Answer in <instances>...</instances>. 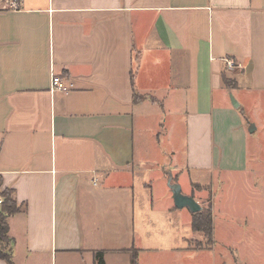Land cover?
Masks as SVG:
<instances>
[{
  "label": "crops",
  "instance_id": "crops-1",
  "mask_svg": "<svg viewBox=\"0 0 264 264\" xmlns=\"http://www.w3.org/2000/svg\"><path fill=\"white\" fill-rule=\"evenodd\" d=\"M233 92L237 108H264V0H0V192L19 207L7 217L14 264H97L96 253L156 264L164 250L174 258L163 264L263 263L264 226L212 223L211 247H190L191 212L162 175L187 172L181 192L199 204L215 171L221 184L244 170L224 161ZM161 107L165 131L183 137L171 167L136 148ZM230 128L244 136L243 123ZM159 230L170 243H156Z\"/></svg>",
  "mask_w": 264,
  "mask_h": 264
},
{
  "label": "rangeland",
  "instance_id": "rangeland-1",
  "mask_svg": "<svg viewBox=\"0 0 264 264\" xmlns=\"http://www.w3.org/2000/svg\"><path fill=\"white\" fill-rule=\"evenodd\" d=\"M234 94L233 92L232 95ZM258 99L259 98H255L256 103L253 99V103L249 102L251 99L248 100L250 104H246L247 106L245 105V107L244 105L239 108H234L232 106L231 113H225L224 124L226 129L223 131L222 139L224 146L227 144H229V146L224 153L227 155L224 161L228 165L234 164L237 161L238 163L244 161L242 164L244 170L241 168L242 171L235 173L228 171L224 173L225 182L221 184L218 182V178L220 177L219 179H221L222 175L217 170L212 174L213 181H215V186H212V190H210L208 186H201V188H199L200 192L198 199L200 207L204 211L210 210L212 223L213 226L216 227V232L219 227L226 225L264 226V108L258 104ZM163 110V107L159 108V110L157 109L156 114L149 122V125L155 129L153 132L148 130L138 131L136 148L138 151L141 149V154H149L150 158H152L151 156L159 154L158 156L161 158V161L158 160L159 163H161L160 166L171 167L175 162H180L183 159V153L180 152V148L183 145V137L180 135V126L173 130L172 135H170L169 129L165 131V128L171 123V120L165 117L166 115L163 113ZM155 118H157V120H155ZM156 123L160 124L157 128L155 127ZM180 123L179 121V124ZM242 123L246 133L243 131L242 133L244 136L240 138L241 136H238L240 135L238 130L232 133V128L230 127H235ZM251 123H254V126L257 128L253 132H249ZM165 148L172 150V152L165 151ZM163 149L164 151L161 153L160 150ZM137 154L139 155V152H137ZM183 173L182 176H177L179 178L171 171L162 172V175H164L165 180L167 179L166 181L168 184L172 181L171 183L178 184L180 189L181 187L184 189L186 179L188 177L190 179L191 176H188L187 172ZM200 174L206 182H209L208 172ZM234 212L236 214H234ZM261 215H263V219L260 217ZM244 216H247V218ZM159 218L158 221L160 225ZM244 220H247V223L244 222ZM249 220L251 221L248 222ZM164 222H166V219ZM188 224L190 228V222ZM174 234L175 231H172L171 236ZM159 235L157 240L159 238H165L170 243L171 238H167L170 237L169 230H162L159 232ZM168 241H166V244ZM156 243L160 244L161 242L158 240ZM210 244L212 245V242H210L209 245ZM189 245L195 248H206V240L202 235L193 233ZM167 256L169 259L174 258V254L164 250L157 255L155 263H166ZM262 260L263 263L261 264H264V258ZM236 261L237 263L235 264H243L244 260L240 256L236 258ZM234 262L235 261H233V263ZM168 264L173 263L170 262ZM252 264L260 263L256 261Z\"/></svg>",
  "mask_w": 264,
  "mask_h": 264
},
{
  "label": "trees",
  "instance_id": "trees-1",
  "mask_svg": "<svg viewBox=\"0 0 264 264\" xmlns=\"http://www.w3.org/2000/svg\"><path fill=\"white\" fill-rule=\"evenodd\" d=\"M135 97V94H134ZM3 196L0 208V259L6 261L7 264H14L12 260L11 237L8 235L7 217L19 210L16 200L12 193L4 189L0 192ZM190 227L193 233H198L206 240V248H209L212 242V216L210 210H198L191 213ZM192 247V246H190ZM192 248H195L194 246ZM198 247L196 249H199ZM97 264H103L100 253H96ZM132 264H137L136 254L132 255Z\"/></svg>",
  "mask_w": 264,
  "mask_h": 264
},
{
  "label": "water",
  "instance_id": "water-1",
  "mask_svg": "<svg viewBox=\"0 0 264 264\" xmlns=\"http://www.w3.org/2000/svg\"><path fill=\"white\" fill-rule=\"evenodd\" d=\"M229 97H230L232 106L237 108L239 104L236 101V99L233 97L231 93H229ZM250 126L251 127L249 128V132H253L255 130L254 123H251ZM169 187L172 192V198L174 201V205L177 208L186 207L191 213L201 209L198 202L192 196L183 194L181 192L180 186L178 184L169 183Z\"/></svg>",
  "mask_w": 264,
  "mask_h": 264
},
{
  "label": "built area",
  "instance_id": "built-area-1",
  "mask_svg": "<svg viewBox=\"0 0 264 264\" xmlns=\"http://www.w3.org/2000/svg\"><path fill=\"white\" fill-rule=\"evenodd\" d=\"M10 4L12 7L16 8L18 6V0H10ZM226 64L229 69L234 68V63L232 62V60L226 59ZM50 84V88L52 91L58 90L65 92L68 89V85L65 83L64 79L56 75L51 76ZM2 201L3 199L0 197V204Z\"/></svg>",
  "mask_w": 264,
  "mask_h": 264
}]
</instances>
